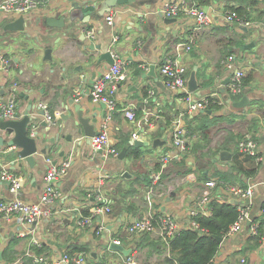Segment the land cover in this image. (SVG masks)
<instances>
[{
    "label": "crops",
    "instance_id": "1",
    "mask_svg": "<svg viewBox=\"0 0 264 264\" xmlns=\"http://www.w3.org/2000/svg\"><path fill=\"white\" fill-rule=\"evenodd\" d=\"M164 1H128L114 5L103 15L93 11L70 21L69 0H46L42 7L24 13L27 23L23 30L3 27L20 14L0 13V96L11 92L16 95L15 118H21L31 102L36 104L28 110L33 116L29 131L37 130L47 137L44 143L37 142L38 152L31 164L12 155L18 147L7 144L9 135H5L0 148V174L7 169L21 179L16 191L0 179V200L17 196L37 201L44 187L46 159L70 161L67 173L57 181L61 196L44 204L35 222L24 223L0 215V264H35L34 257L54 256L62 251H85L87 264H116L126 255L109 248L114 238L131 248L130 255L153 264L166 252L153 251L148 256V247L136 249L127 233V224L145 213L161 211L160 214L171 215L179 228L189 227V208L202 196L205 181L221 178L222 171L229 173L228 182L253 185L249 206L252 222L257 223L261 236L253 245L256 237H251L252 222H245L241 230L222 236L213 264H264V0H187L211 17V22L201 28L197 27L195 17L165 16ZM238 7L244 9L241 15L250 24L224 19L228 10ZM109 12L113 13L112 22L105 18ZM62 14L63 25L48 23V17L58 18ZM87 27L95 28L94 36L86 35ZM114 31L119 35L115 48L125 59L126 75L118 86L117 106L108 121V132L119 151L126 149L122 160L104 156L68 122H63L62 127L56 123L63 112L61 103L73 98L90 107L88 114L97 117L96 130L101 128L107 108L92 102L88 91L111 63L101 53L109 50ZM192 33L194 42L188 50H181L180 59L187 68L186 79L196 68L198 87L189 91L185 84L182 90L171 89L160 71L161 64L174 53L175 45L186 44ZM46 47L51 48L50 57L45 56ZM230 53L244 70L243 92L239 94L229 90L230 72L225 61ZM2 57L9 59V65H4ZM151 91L145 103L144 98ZM243 95L249 102L243 107L234 106L233 102ZM186 96L194 100L213 96L219 106L191 111ZM40 103L46 104L53 116L49 128L40 124L45 120V112H38L43 109ZM127 107L133 109L134 118L125 115ZM146 110H150L148 120L144 118ZM200 112L217 118L204 135L189 136L190 146L197 138L203 139L204 147L198 154L205 155L197 158L191 147L176 155L171 140L175 120L181 118L187 127ZM59 130V139L52 142L49 138ZM247 134L257 141L261 160L238 149L239 135L243 138ZM133 138L149 143L134 146L130 142ZM156 138L159 142L153 144ZM44 145L46 154L39 151ZM130 149L138 150L139 156L129 154ZM223 150L229 152L228 159H213ZM164 154L171 156L165 165L171 172L168 177L160 179V174L154 180L153 174L159 171L154 170V163L161 162ZM181 158L190 171L178 172ZM202 167H206L208 179H201ZM124 170L129 175H123ZM97 192L109 202L111 211L96 215L90 225L79 226V218L99 202ZM221 193L220 186L211 190L212 198ZM99 224L104 226L101 230ZM34 238L40 243H33Z\"/></svg>",
    "mask_w": 264,
    "mask_h": 264
},
{
    "label": "built area",
    "instance_id": "2",
    "mask_svg": "<svg viewBox=\"0 0 264 264\" xmlns=\"http://www.w3.org/2000/svg\"><path fill=\"white\" fill-rule=\"evenodd\" d=\"M46 4V0H0V13H12V14H24L28 10L42 7ZM162 11L165 16L173 17L177 15H187L195 17L198 21V28L208 25L211 22V17L205 11L198 8L194 4H190L187 0H165L162 4ZM108 22H112L113 13L109 12L105 16ZM226 21L240 20L245 25L250 24L249 20H243L239 18L238 12L235 9H230L224 15ZM87 36L91 37L95 35L94 27L85 28ZM119 35L114 31L110 38L109 52L112 57V62L105 68L103 73L99 75L93 82L92 87L88 91V95L92 102L103 103L107 108V114L101 125V128L90 137L91 144L95 149L102 151L104 156H117L119 149H117L110 140L108 132V121L112 118V113L116 109L117 99L116 94L118 86L125 78V59L115 48V43ZM194 34H190L188 42L177 43L175 45L174 53L167 55L161 64L160 71L164 75L165 83L171 89H184L186 84L187 68L180 59L181 50H188L194 42ZM2 61L5 66L9 65V59L2 57ZM225 66L230 72L229 90L232 94H239L243 92V76L244 70L237 65L236 56L230 53L225 61ZM153 93L149 92L144 98V102L148 101V97ZM188 102V109L200 110L206 109L208 100L207 97L202 99H190L186 96ZM40 106L44 110L45 120L50 122L53 120L52 114L48 111L47 105L40 103ZM17 100L16 95L11 92L7 96H0V119H11L16 117ZM125 115L128 118H134V111L132 108L127 107L124 110ZM144 118L149 119L148 113L150 110H146ZM172 143L176 148V155L185 151L188 148L189 134L186 124L181 118L175 120V124L172 128ZM238 149L241 152H245L254 156L257 160H261V154L258 148L257 141L247 134L245 137L238 141ZM171 156L164 154L161 158V167L159 171L153 174V179L158 180L162 168L165 167L166 162ZM47 166L44 173V187L37 201H26L17 196L9 199L0 200V215L4 218L15 217L19 222L33 223L35 222L43 212V205L53 201L61 196L60 188L57 185V181L64 174L67 173L70 166V161L64 159L61 162H54L51 158H47ZM0 179L6 181L11 191H16L20 186L19 175H15L13 172L4 169L1 171ZM264 182V181H263ZM216 186H220L222 193L215 197L217 200L233 201L236 200L237 216L236 219L229 225L225 235L233 234L242 229L245 222H252L249 203L245 202V199H250L254 193L253 185H241L237 183H231L223 178H211L205 181V190L199 200L189 208L190 216L195 215L198 211L209 214L211 207L209 202L212 198L211 190ZM98 203H94L87 214L82 215L78 220L79 226L90 225L93 218L98 214L108 213L111 211L109 202L97 192L95 195ZM190 226L198 228V223L195 220H191ZM103 224H99L98 229L103 228ZM177 221L168 214H159L155 218L154 214L145 213L134 220H132L126 226V230L130 238H134L136 235L143 232H155L163 240H168L179 231ZM251 233H258V225L255 222L251 224ZM116 242H120L119 239H113ZM33 243L38 244L40 241L36 238L33 239ZM35 264H87V254L85 251H78L69 253L62 251L58 255H45L40 257H34ZM243 261V259H242ZM116 264H150L146 261L139 260L134 255H126L121 261ZM241 264V263H240Z\"/></svg>",
    "mask_w": 264,
    "mask_h": 264
},
{
    "label": "trees",
    "instance_id": "3",
    "mask_svg": "<svg viewBox=\"0 0 264 264\" xmlns=\"http://www.w3.org/2000/svg\"><path fill=\"white\" fill-rule=\"evenodd\" d=\"M205 1V0H200ZM234 9V8H233ZM238 12L239 18H244L241 12L244 9L235 8ZM208 104L207 108L214 109L219 106L217 98L213 96H207ZM216 117L211 118L206 112H200L197 116L191 118L189 124H187V130L190 138L193 134L201 133L204 135V131L212 124ZM198 120L197 123L195 121ZM242 136L239 135L238 140ZM203 139L197 138L194 140L192 146L189 140L188 148L191 149L192 153L198 158L201 155L198 152L204 147ZM189 149V150H190ZM129 154L133 157H138L139 152L132 151L130 149ZM206 155L207 152H206ZM178 163L179 173H186L191 170L190 166L184 164L185 160ZM161 167V162L158 161L154 163V170H159ZM206 167L200 168L201 179H208L209 175L205 172ZM171 172L170 167L162 168L160 179L168 177ZM229 173L227 171H222L220 177L223 179H228ZM209 205L211 207L210 213H204L198 211L195 215L190 216L191 220H195L198 223V228L189 226L186 228H180L179 231L170 238L168 242L163 240L158 235H153L151 232H143L136 235L133 240L135 243V248L138 250L148 247L147 255L150 256L153 251L162 253L165 251L162 257H158L153 264H213V258L219 249V241L216 239L215 235L224 236L229 225L236 219L237 216V205L232 201L227 200H217L215 197L211 198ZM264 207V205H263ZM88 211H85L87 214ZM161 213H154L155 218ZM261 236V230L259 229L258 234L252 235L251 237H256L253 245L257 244V238ZM168 247V250H166ZM70 253V252H69ZM72 253V252H71ZM100 264V263H99Z\"/></svg>",
    "mask_w": 264,
    "mask_h": 264
},
{
    "label": "water",
    "instance_id": "4",
    "mask_svg": "<svg viewBox=\"0 0 264 264\" xmlns=\"http://www.w3.org/2000/svg\"><path fill=\"white\" fill-rule=\"evenodd\" d=\"M70 7L68 8V17L70 21H74L76 17H80V15H90L93 11L97 12L98 16L103 15L105 12L110 11L111 8L116 4H122L124 2L133 1V0H69ZM65 14H62L58 18L48 17V23L52 24H64ZM170 19V18H168ZM27 23L26 17L24 14H20L13 20L4 24V29L8 30H23ZM45 56H51V48L46 47ZM102 58H106L109 62H112V57L109 50H105L101 53ZM153 68V66H151ZM195 67L190 71L189 77L187 78V88L189 91H194L198 87L197 78L195 75ZM227 81V79L225 80ZM249 102V99L246 95H243L240 99L233 102V105L236 107H243ZM61 106L63 108V112L60 114L59 118L56 120L57 125L62 127L63 122H68L71 127L76 129L77 133H83L87 136L88 139L97 132L95 128V123L97 122V117L91 114L89 106H84L79 102H75L73 98L67 100V102H62ZM101 106H105L101 103ZM31 107H36V104L30 103L28 106V110ZM28 110L25 111L24 115L21 118H11V119H0V148L4 145L5 135H9L6 140V143L9 145H14L18 147L16 150L12 151V155L23 157L27 162L33 163L35 161V154L38 152L37 142L44 143L47 139L46 134L42 133L39 134L37 130L29 131V124L33 122V116L28 114ZM209 111V110H208ZM38 112L40 114L44 113L43 109H40ZM40 124L43 126H47L49 128L48 122L46 120L40 121ZM61 129V128H60ZM59 133L56 132L53 136L49 139L52 142H55L59 139ZM68 140L71 139V136L67 134L66 137ZM131 144L134 146H141L143 144H148L149 142L140 140L138 138H133ZM159 142V140L154 139L152 141L153 144ZM49 147V146H48ZM47 146L44 145L39 148V151L43 154H46ZM62 153V152H60ZM229 152L221 151L219 154L213 159L221 158V159H228L227 156ZM227 154V155H226ZM126 155V149L122 148L117 157L119 159H123ZM129 160L126 159L125 162L127 163ZM123 175H129L127 170H124ZM8 184V183H7ZM232 202L236 203V200ZM246 203L250 202V199H245ZM216 239L221 242L222 236L215 235ZM109 248L112 250H118L122 252L124 255H129L131 252V248H126L122 243L116 242L112 240L109 243ZM1 258V256H0Z\"/></svg>",
    "mask_w": 264,
    "mask_h": 264
},
{
    "label": "rangeland",
    "instance_id": "5",
    "mask_svg": "<svg viewBox=\"0 0 264 264\" xmlns=\"http://www.w3.org/2000/svg\"><path fill=\"white\" fill-rule=\"evenodd\" d=\"M137 258H138V257H137ZM138 259L143 261L144 258H138Z\"/></svg>",
    "mask_w": 264,
    "mask_h": 264
}]
</instances>
